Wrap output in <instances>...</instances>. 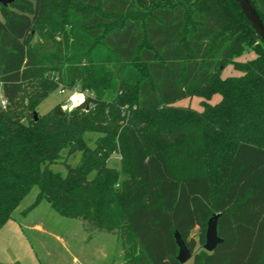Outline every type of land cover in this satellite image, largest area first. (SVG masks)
Listing matches in <instances>:
<instances>
[{
  "label": "trees",
  "instance_id": "trees-1",
  "mask_svg": "<svg viewBox=\"0 0 264 264\" xmlns=\"http://www.w3.org/2000/svg\"><path fill=\"white\" fill-rule=\"evenodd\" d=\"M58 84L87 94L40 115ZM0 94V228L38 186L23 212L45 199L114 232L125 264H182L175 231L183 264H264V42L234 0L0 3ZM190 96L202 110L174 104Z\"/></svg>",
  "mask_w": 264,
  "mask_h": 264
},
{
  "label": "rangeland",
  "instance_id": "rangeland-1",
  "mask_svg": "<svg viewBox=\"0 0 264 264\" xmlns=\"http://www.w3.org/2000/svg\"><path fill=\"white\" fill-rule=\"evenodd\" d=\"M76 9L78 10L79 7H76ZM82 14L86 15V10H82ZM35 39H37V36H34ZM63 50V58H65L63 63L66 64L68 63L66 60L68 59L69 52L65 48ZM255 55L253 51H245L238 59H251ZM236 74H239V72L234 70L230 65L223 68L221 73L223 77ZM61 86L58 84L56 90L49 93L39 103L37 112L40 115L47 113L58 102L61 103L63 110H69L68 108L64 109L63 104L66 101L67 94L71 91L68 92V89L65 88V94H60L59 90ZM75 89L79 91L75 96V100L83 99L87 94L85 91L79 90L78 87ZM1 96L2 94H0ZM220 98L219 94H214L208 102L216 104L220 101ZM202 100L201 97L190 96L189 98L180 99L174 104L180 107H191L196 110H202ZM87 135L92 138L96 137L94 134ZM90 145L92 146V143ZM78 158L79 154L73 157L70 156L67 161L70 165H74L78 161ZM119 159L120 154L118 152L113 153L108 161V165L119 166ZM50 167L53 170L60 171L62 174L66 172V167L62 163H53ZM37 193L38 186H35L23 198L24 200L20 206L13 212V219L8 220L4 226V230H2L1 234L7 233L6 241L16 249L15 252L18 250L21 255L25 252L23 250L25 248L31 264H125L123 248L114 232L91 229L80 218H65L51 209L45 199H42L35 208L23 212L26 207L36 200ZM10 224H12V227H19L21 231L19 238L22 240L21 245L16 243L15 237H12L11 230L7 229V226H10ZM37 224L42 229L38 232L27 227ZM198 233L199 228L196 227L192 236H197ZM6 236L3 237L6 238ZM4 253L6 254V258L8 257V260L3 261L1 264H24L20 258H13L17 254L15 255L10 247Z\"/></svg>",
  "mask_w": 264,
  "mask_h": 264
},
{
  "label": "water",
  "instance_id": "water-1",
  "mask_svg": "<svg viewBox=\"0 0 264 264\" xmlns=\"http://www.w3.org/2000/svg\"><path fill=\"white\" fill-rule=\"evenodd\" d=\"M12 1L13 0H0V3L6 6ZM234 1L241 8L247 21L251 22L254 30L264 42V21H262V19L260 18L254 5L251 4L250 0ZM34 117H37L36 113H34ZM219 216V213H214L211 217H209L206 223L207 229L205 232V244L203 245V249L207 252L212 251L216 248L218 244L223 242L220 236L218 235L217 220ZM174 241L176 242V245L178 247V252L176 255L177 260L180 261V263L182 264L186 263L192 258V252L187 246L186 242H184L179 231L174 232Z\"/></svg>",
  "mask_w": 264,
  "mask_h": 264
},
{
  "label": "crops",
  "instance_id": "crops-1",
  "mask_svg": "<svg viewBox=\"0 0 264 264\" xmlns=\"http://www.w3.org/2000/svg\"><path fill=\"white\" fill-rule=\"evenodd\" d=\"M256 4L258 5L259 9L261 10L262 14L264 15V0H255ZM9 225V224H8ZM12 224H10L11 226ZM5 226V225H4ZM4 226H2L0 228V263H2L3 261H7L8 260V257L6 258V254L4 253V251L7 249V248H11L14 252V254L16 255V257H13V258H20L21 262L24 263V264H31L30 262V258L28 256V253L26 252L25 248H23V250L25 252H23V254L20 255V252L17 250L15 252V248L13 246H11L9 243H7L6 239H7V236L6 234H1L4 230ZM10 226H7V229L11 232H12V237L14 238L15 237V240H16V243L20 244L21 245V242L22 240L19 239L20 238V235H21V231L19 229L18 226L16 227H10ZM28 228L32 229V230H35L36 232L42 230L40 228V226L37 224V225H33V226H27ZM3 236H6V238H4ZM125 261V260H124Z\"/></svg>",
  "mask_w": 264,
  "mask_h": 264
},
{
  "label": "built area",
  "instance_id": "built-area-1",
  "mask_svg": "<svg viewBox=\"0 0 264 264\" xmlns=\"http://www.w3.org/2000/svg\"><path fill=\"white\" fill-rule=\"evenodd\" d=\"M66 89H61L59 90L60 94H65ZM75 88L73 90H71V92L69 94H67L66 98H65V103L63 104L64 109L68 108L71 109L73 107H75L77 105V103L80 102V100H75V96L78 94ZM83 98V97H82ZM6 101L5 98H3V96L0 97V104L1 106L5 105Z\"/></svg>",
  "mask_w": 264,
  "mask_h": 264
}]
</instances>
